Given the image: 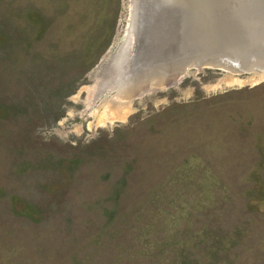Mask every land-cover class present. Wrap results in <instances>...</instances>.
Segmentation results:
<instances>
[{
	"label": "rangeland",
	"instance_id": "obj_1",
	"mask_svg": "<svg viewBox=\"0 0 264 264\" xmlns=\"http://www.w3.org/2000/svg\"><path fill=\"white\" fill-rule=\"evenodd\" d=\"M137 2L0 0V264H264V75L125 100Z\"/></svg>",
	"mask_w": 264,
	"mask_h": 264
},
{
	"label": "water",
	"instance_id": "obj_2",
	"mask_svg": "<svg viewBox=\"0 0 264 264\" xmlns=\"http://www.w3.org/2000/svg\"><path fill=\"white\" fill-rule=\"evenodd\" d=\"M140 1L138 11H143L145 15L150 14L146 18L142 16V26L135 23V46L144 59L145 53L141 49L143 41L147 51V43L157 42L154 46L157 51L159 43L169 41L171 32H176L178 37V33L183 34L176 39L175 46L167 47V58L161 59L159 56L148 61L145 59L143 62H135L148 65L143 69L144 73L154 71L160 73L159 78L173 74L174 67H180L178 76L175 79L170 78L164 86L181 80L191 71L201 69L228 70L229 74L264 75V0H187L186 8L177 6L169 12L164 8L162 12L160 5L155 4L149 13L146 12L147 8L142 7V3L146 5L151 0ZM163 21V31H159L157 25L153 31L149 27L150 24ZM145 23H148L146 27ZM151 62L157 64L150 66ZM231 63L235 64V69L224 66H232ZM149 89L152 88L142 92Z\"/></svg>",
	"mask_w": 264,
	"mask_h": 264
},
{
	"label": "bare ground",
	"instance_id": "obj_3",
	"mask_svg": "<svg viewBox=\"0 0 264 264\" xmlns=\"http://www.w3.org/2000/svg\"><path fill=\"white\" fill-rule=\"evenodd\" d=\"M140 1V0H139ZM141 5V1L140 3L137 2L136 4V9H135V12H134V20H133V26H136L141 24L140 26H142V16H145V18L150 15V14H144L143 11H138L140 5ZM155 4H159L160 5V10H162V12H164V8L167 9V11L169 12L170 9H175V7L177 6H181L182 8H186V6L188 5V2L187 0H151V3L149 4H146L144 5V2L142 3V7L143 8H147V13H149L150 11H152V5H155ZM138 5V7H137ZM159 9L157 11H159ZM165 21H163L162 23H154V24H150L149 27H151V30L153 31L154 27L157 25V28L159 31H163L164 27H165ZM136 23V24H135ZM148 23H145V27ZM140 28V27H139ZM150 29V28H149ZM147 29V31L149 30ZM193 30V29H191ZM174 34V36L172 35ZM179 37L181 35H183L182 33H178ZM171 37V38H170ZM179 37L177 36V33L176 32H171L170 36H169V41L168 42H164V43H159V49L156 51V49L154 48L155 46V43L157 44V42H150V43H147V46H148V51L146 50V46L144 45L145 42L143 41L141 46H142V51H143V54L145 55V59L148 60H151V59H155L156 57H159L161 56V59L164 57V58H167V47L169 45L171 46H175V41L176 39H179ZM138 42V41H137ZM160 42V41H159ZM137 44V43H136ZM135 44V45H136ZM137 48L136 46L134 47V51L133 53L131 54V57L130 59L128 58L127 62V70L124 71V61L122 59V63H120L117 67L119 72H118V76H119V79L116 78V73H115V80H118V83H117V91H118V94H120V96H122L125 100L126 99H130L132 96H134V94L137 92V91H140L142 88H144L147 84L150 86H153V87H156V86H163V84L166 82L167 79L171 78V77H176L178 76V74L180 72H178V68L180 67H174V71H173V74L175 73V76H172L173 74H168L167 77H160L159 78V75L160 73L157 74V72H154V71H147L146 73H144L143 69L147 68L148 65L146 64H135L136 60H141L142 62L145 60L143 58V56L139 53V51H137ZM167 52V53H166ZM142 53V52H141ZM164 53H166V55H164ZM133 56V57H132ZM138 56V57H137ZM123 57V55H122ZM137 57V58H136ZM136 58V59H134ZM158 61V60H156ZM157 63L156 62H151L150 63V66H154L156 65ZM218 64V63H217ZM232 66H228V65H225L226 67H230L231 69H235L233 66L235 64L231 63ZM167 66V65H165ZM170 68H172L171 65H169ZM228 72V70H226ZM162 72H165L162 70ZM178 72V73H176ZM146 74V75H145ZM164 74V73H162ZM142 75V76H140ZM114 76V75H113ZM122 77V78H121ZM121 79L122 81L124 82L126 79H127V83L125 82L123 85H120L121 82ZM148 80V82H147ZM146 81V82H144ZM155 81V82H154ZM152 83H155V84H152ZM158 83V84H157Z\"/></svg>",
	"mask_w": 264,
	"mask_h": 264
}]
</instances>
